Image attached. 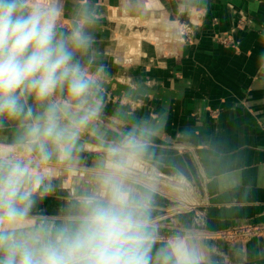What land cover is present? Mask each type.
Masks as SVG:
<instances>
[{"label": "clouds", "instance_id": "clouds-1", "mask_svg": "<svg viewBox=\"0 0 264 264\" xmlns=\"http://www.w3.org/2000/svg\"><path fill=\"white\" fill-rule=\"evenodd\" d=\"M97 15L78 0H0V264H191L182 243L153 252L150 197L136 191L147 150L139 125L106 146L93 183L55 213V162L104 144L100 116L105 65L95 53Z\"/></svg>", "mask_w": 264, "mask_h": 264}, {"label": "crops", "instance_id": "crops-1", "mask_svg": "<svg viewBox=\"0 0 264 264\" xmlns=\"http://www.w3.org/2000/svg\"><path fill=\"white\" fill-rule=\"evenodd\" d=\"M150 3L159 6L154 0ZM190 5L205 11L203 26L191 42L164 30L139 29L131 33L125 49L127 54L145 51L146 56L128 61L123 72L111 59L108 65L103 63L108 86L124 90L123 106L102 90L104 144L85 136L87 149L75 160L53 165L94 169L108 144L138 125L149 128L147 150L135 166L154 164L165 173H183L192 182L202 172L209 197V205L198 212L161 218L165 200L140 188L137 192L150 197V219L157 221L153 252L179 242L191 264H264V235L236 242L164 239L193 229L214 232L264 223V0H204ZM241 18L244 25L238 28ZM210 28L232 32L237 49L220 46L205 31ZM138 40L156 44L151 49L142 44L141 49ZM94 54L101 62L100 53ZM10 136V131L0 132V138ZM178 144L188 153L177 152ZM75 181L55 176L56 191L43 207L55 213L66 197L88 189L84 180Z\"/></svg>", "mask_w": 264, "mask_h": 264}, {"label": "rangeland", "instance_id": "rangeland-1", "mask_svg": "<svg viewBox=\"0 0 264 264\" xmlns=\"http://www.w3.org/2000/svg\"><path fill=\"white\" fill-rule=\"evenodd\" d=\"M154 1L159 6L154 5V3L152 5L150 0H92V6L97 15V24L94 29L96 36L95 53H100L102 63L108 65L111 59V63H115L117 67L122 68L119 71L123 72V65L128 61L140 59L142 54L146 56L143 50L141 53L127 54L125 49V44L130 41L131 33H136L140 31L139 29L146 28L147 33H156L161 30L170 35L175 33L182 42L189 43L193 40L198 28L203 26L205 11L202 8L191 6L190 3L191 1L203 3L204 0ZM77 3L78 0H62L65 16L70 15ZM216 21L214 18L211 23L214 24ZM243 25L244 21L241 18L237 21V27L240 28ZM205 31L211 33V37L220 46L237 49L238 41L234 38L232 32H213L212 28L205 29ZM169 43H172V41H169ZM142 44H147L151 49L156 42H139L138 40V48L144 49ZM127 55L133 57L126 58ZM149 60L152 61L153 59ZM108 84L109 82L105 79L103 91L105 94L111 93V97L115 98L118 106L122 107L120 97L121 92L124 90L111 88ZM175 150L180 154L188 151L183 144H178ZM138 163L135 166L136 171L132 178L133 185L136 191L140 188L147 189L165 200L164 212L160 216L161 218L198 212L209 205V197L206 191L207 178L202 172L197 173L198 181L192 182L183 173H165L157 169L154 164L145 162L144 165H141V162ZM52 168L59 178L70 181L84 180L86 188L92 186L93 169L91 167L76 169L58 168L52 165ZM155 219H150L153 225L157 222ZM260 224H242L214 232L193 229L164 239L168 241H184L186 239H217L227 242L247 241L264 235V232L256 235L253 229L247 228ZM160 239H163V237Z\"/></svg>", "mask_w": 264, "mask_h": 264}, {"label": "built area", "instance_id": "built-area-1", "mask_svg": "<svg viewBox=\"0 0 264 264\" xmlns=\"http://www.w3.org/2000/svg\"><path fill=\"white\" fill-rule=\"evenodd\" d=\"M247 228L253 229V231H255L254 233H256V235L259 234L260 232H264V224L256 225V226H253L252 228H250V227H247ZM240 230H241V228H240ZM238 231H239V229H238Z\"/></svg>", "mask_w": 264, "mask_h": 264}, {"label": "bare ground", "instance_id": "bare-ground-1", "mask_svg": "<svg viewBox=\"0 0 264 264\" xmlns=\"http://www.w3.org/2000/svg\"><path fill=\"white\" fill-rule=\"evenodd\" d=\"M132 25V24H131Z\"/></svg>", "mask_w": 264, "mask_h": 264}]
</instances>
